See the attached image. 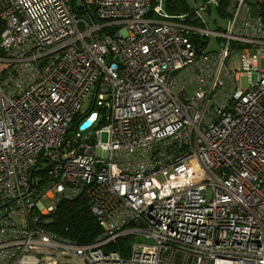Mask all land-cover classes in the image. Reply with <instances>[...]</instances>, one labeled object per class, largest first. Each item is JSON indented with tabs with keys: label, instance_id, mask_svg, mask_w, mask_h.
Masks as SVG:
<instances>
[{
	"label": "built area",
	"instance_id": "2783aa9c",
	"mask_svg": "<svg viewBox=\"0 0 264 264\" xmlns=\"http://www.w3.org/2000/svg\"><path fill=\"white\" fill-rule=\"evenodd\" d=\"M80 1L0 0V264H264V0ZM80 196L88 244L48 228Z\"/></svg>",
	"mask_w": 264,
	"mask_h": 264
},
{
	"label": "trees",
	"instance_id": "16d2710c",
	"mask_svg": "<svg viewBox=\"0 0 264 264\" xmlns=\"http://www.w3.org/2000/svg\"><path fill=\"white\" fill-rule=\"evenodd\" d=\"M152 4L156 5L155 0H152ZM164 10L169 15L175 16L189 13L192 9L189 8L184 0H166ZM221 15H223V12ZM48 228L60 238L78 244L91 243L102 232L101 227L90 212L85 196L62 201L57 210L49 217ZM125 243L127 245V239L118 240L113 244L111 249L120 250L122 254H125L120 249V246L125 245Z\"/></svg>",
	"mask_w": 264,
	"mask_h": 264
},
{
	"label": "rangeland",
	"instance_id": "374dc122",
	"mask_svg": "<svg viewBox=\"0 0 264 264\" xmlns=\"http://www.w3.org/2000/svg\"><path fill=\"white\" fill-rule=\"evenodd\" d=\"M184 1L189 6V8L193 9V8H199L200 6H202L205 0H184ZM79 3L81 4L80 0H79ZM165 3H166V0H158L157 2V4L163 8L165 7ZM210 8H211L210 15L202 13V17L207 22L208 27L212 30H215L218 27L222 29L226 28L228 25V20L226 18H223L224 12L222 10V7L215 5V4H211ZM222 12H223V15H221ZM218 48H219V45L216 39L214 37H211V39L209 40L207 44V48H206L207 51H213V50L217 51ZM237 61H238L237 55L232 54L227 63L228 67H230L231 69H238ZM261 68L264 69V61H262L261 63ZM240 83L242 87H246L247 78H242ZM93 98H94V88H92L91 92H89L82 100V104H81L82 113H85L88 109L91 108ZM102 139L105 140L106 139L105 136H103ZM72 262L74 264H83V262L79 258H73Z\"/></svg>",
	"mask_w": 264,
	"mask_h": 264
},
{
	"label": "water",
	"instance_id": "95a60500",
	"mask_svg": "<svg viewBox=\"0 0 264 264\" xmlns=\"http://www.w3.org/2000/svg\"><path fill=\"white\" fill-rule=\"evenodd\" d=\"M95 116H96V114L93 113V114H92V115L86 120V122L83 124V127L89 125V124L95 119Z\"/></svg>",
	"mask_w": 264,
	"mask_h": 264
}]
</instances>
